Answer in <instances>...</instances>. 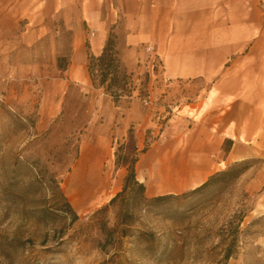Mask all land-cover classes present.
I'll list each match as a JSON object with an SVG mask.
<instances>
[{"label": "rangeland", "instance_id": "1", "mask_svg": "<svg viewBox=\"0 0 264 264\" xmlns=\"http://www.w3.org/2000/svg\"><path fill=\"white\" fill-rule=\"evenodd\" d=\"M246 4L256 35L226 65L237 100L249 101L236 116L247 120L240 128L232 122L236 144L225 140L213 180L152 196L131 185L112 204L134 158L188 135L207 107L196 114L189 106L199 100L200 80L182 85L165 78L162 59L146 46L141 69L130 71L132 93L120 101H152L151 123L132 120L118 137L104 102L112 96L72 67H59L60 57L70 58L58 51L68 38L73 44L72 26L26 18L13 31L7 26L0 36V264H264V0ZM154 59L161 67L149 73ZM78 169L84 182H100L86 205L71 181ZM141 174L139 167L145 184ZM54 180L78 218L64 210ZM228 247L233 253L225 261Z\"/></svg>", "mask_w": 264, "mask_h": 264}, {"label": "crops", "instance_id": "2", "mask_svg": "<svg viewBox=\"0 0 264 264\" xmlns=\"http://www.w3.org/2000/svg\"><path fill=\"white\" fill-rule=\"evenodd\" d=\"M246 6V0H0V36L7 32L8 25L13 31L25 18L27 24L72 26L74 42L66 39L58 55L68 53V66L89 86L88 51L101 54L113 30L122 63L129 71L141 69L139 61L145 57L146 46H151L163 61L165 78L178 79L182 85L200 80L199 100L189 106L196 114L203 103L207 107L198 119L191 120L188 135L182 142L178 138L176 146L165 144L148 151L137 162L146 193L152 196L204 183L223 159L225 140L236 144L230 136L231 125L234 122L240 128L247 120L237 117L236 110L248 107L249 101L237 100L240 93L231 87V70L226 64L246 50L248 40L256 35L248 26ZM226 73L229 78L216 79ZM215 88L218 96H211ZM104 102L111 110L115 136L126 135L132 120L149 127L152 101L123 98L116 105L104 98ZM181 108L178 106V121L182 119ZM161 173L174 181L169 190L154 187L160 183Z\"/></svg>", "mask_w": 264, "mask_h": 264}, {"label": "trees", "instance_id": "3", "mask_svg": "<svg viewBox=\"0 0 264 264\" xmlns=\"http://www.w3.org/2000/svg\"><path fill=\"white\" fill-rule=\"evenodd\" d=\"M89 47V44H87ZM59 67L62 70H66L70 60L68 57H60ZM64 61V64L61 62ZM87 70L92 82V85L95 88H102L105 93L112 96L113 101L117 104L124 95H130L132 93V84H133V73L130 72L126 66L122 63L120 57V49L118 43V36L112 30L108 36L106 45L99 55H94L88 51V63ZM138 158H134L129 167V173L124 179V187L121 192L114 196L110 204L114 203L120 196L128 193L131 185L137 186L142 194L146 191V186L143 182H140L137 178L136 163ZM230 173V172H226ZM213 180V177H210L204 183H202L197 189L205 187ZM59 190V193L64 201V210L73 213L75 218H78L75 210L73 209L68 198L64 194L62 188L60 187L57 180H54ZM161 198V196L159 197ZM232 249L228 247L224 254V260L227 261L232 256Z\"/></svg>", "mask_w": 264, "mask_h": 264}, {"label": "bare ground", "instance_id": "4", "mask_svg": "<svg viewBox=\"0 0 264 264\" xmlns=\"http://www.w3.org/2000/svg\"><path fill=\"white\" fill-rule=\"evenodd\" d=\"M83 173L84 171L82 169H78V171L76 170L71 177V181L74 186H76V195L81 198L83 205H86L89 200L92 199L100 190V182L94 179L90 182H84ZM161 176L160 183L158 182L159 184H154V187L163 191L169 190L172 187L174 181L168 179L163 173H161Z\"/></svg>", "mask_w": 264, "mask_h": 264}, {"label": "built area", "instance_id": "5", "mask_svg": "<svg viewBox=\"0 0 264 264\" xmlns=\"http://www.w3.org/2000/svg\"><path fill=\"white\" fill-rule=\"evenodd\" d=\"M146 67H147L148 72L152 73L156 71V67H161V62L160 61L155 62V59L150 60L149 63L146 65Z\"/></svg>", "mask_w": 264, "mask_h": 264}]
</instances>
